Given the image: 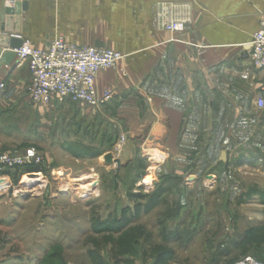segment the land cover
Instances as JSON below:
<instances>
[{"label":"rangeland","instance_id":"obj_1","mask_svg":"<svg viewBox=\"0 0 264 264\" xmlns=\"http://www.w3.org/2000/svg\"><path fill=\"white\" fill-rule=\"evenodd\" d=\"M33 114L0 118V156L31 159L0 166V264H264V171L235 169V144L223 190L218 143L185 167L108 103Z\"/></svg>","mask_w":264,"mask_h":264},{"label":"crops","instance_id":"obj_2","mask_svg":"<svg viewBox=\"0 0 264 264\" xmlns=\"http://www.w3.org/2000/svg\"><path fill=\"white\" fill-rule=\"evenodd\" d=\"M27 1L18 34L35 46L47 48L63 37L124 54L116 67L98 73L97 87L114 93L108 115L115 112L123 120L137 115V124L147 126V136L158 145L154 156L159 152L165 161L178 158L186 167L194 152L207 156L209 143H218L224 175L221 181L215 177L223 190L237 189L241 183L226 177L235 157L226 143L235 144V169L241 171L245 165L264 171V111L259 110L258 117L255 107L264 71L255 67L249 50L264 0ZM162 3L175 4L177 13L189 18L184 31L155 23ZM11 5L10 0H0V15ZM11 29L14 35L15 18ZM30 81L28 61L17 56L0 71V118L7 119V125L30 119L34 111L80 105L57 100L36 104L28 94ZM223 151L227 161L220 160ZM253 185L264 189V184ZM255 200L264 204V197Z\"/></svg>","mask_w":264,"mask_h":264},{"label":"built area","instance_id":"obj_3","mask_svg":"<svg viewBox=\"0 0 264 264\" xmlns=\"http://www.w3.org/2000/svg\"><path fill=\"white\" fill-rule=\"evenodd\" d=\"M175 7L172 3L158 5L154 20L158 26L169 31L182 32L187 28L189 18L179 15ZM249 50L255 67L264 71V14ZM15 52L20 61L29 63L31 81L28 94L31 100L42 105H49L55 100L90 107L107 104L113 99L114 93L110 88L98 89V73L116 67L124 58L119 50L77 44L63 37L52 40L48 49L37 47L30 40L24 39L22 46ZM255 107L264 111V82L261 94L255 100ZM30 160L29 156L3 154L0 156V166L15 167ZM236 264L261 263L247 257Z\"/></svg>","mask_w":264,"mask_h":264},{"label":"water","instance_id":"obj_4","mask_svg":"<svg viewBox=\"0 0 264 264\" xmlns=\"http://www.w3.org/2000/svg\"><path fill=\"white\" fill-rule=\"evenodd\" d=\"M11 6H6L0 15V71L9 66L16 58L15 50L20 48L24 39L19 36L20 16L24 10L28 9L27 0H10ZM15 18V26H17L14 35L9 34L12 31V22ZM13 33V32H12ZM50 44L47 46L49 48ZM4 49H6L4 51ZM221 160L227 161L226 152L223 151Z\"/></svg>","mask_w":264,"mask_h":264},{"label":"bare ground","instance_id":"obj_5","mask_svg":"<svg viewBox=\"0 0 264 264\" xmlns=\"http://www.w3.org/2000/svg\"><path fill=\"white\" fill-rule=\"evenodd\" d=\"M41 174L40 173H37V172H34V173H30V174H28V175H26V177L23 179L24 181H23V183L25 184V183H30L31 181H35V180H37V179H39V176H40ZM36 177H38V178H36ZM84 178H82V179H87V178H89L90 176H83ZM92 184H90V185H88V187L89 186H91ZM85 188L87 187V186H84Z\"/></svg>","mask_w":264,"mask_h":264},{"label":"trees","instance_id":"obj_6","mask_svg":"<svg viewBox=\"0 0 264 264\" xmlns=\"http://www.w3.org/2000/svg\"><path fill=\"white\" fill-rule=\"evenodd\" d=\"M34 171L36 172L37 170H33V172H34ZM9 172H10V171H8L7 173H9ZM177 237H178V235H177Z\"/></svg>","mask_w":264,"mask_h":264}]
</instances>
